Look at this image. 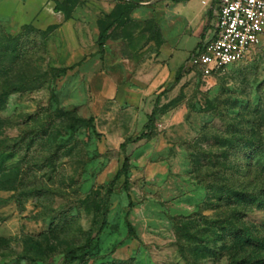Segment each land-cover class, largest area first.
Instances as JSON below:
<instances>
[{
  "label": "rangeland",
  "instance_id": "rangeland-1",
  "mask_svg": "<svg viewBox=\"0 0 264 264\" xmlns=\"http://www.w3.org/2000/svg\"><path fill=\"white\" fill-rule=\"evenodd\" d=\"M46 2L63 12L40 28L13 20L35 0H0V264H63L86 241L155 107L128 149L136 236L121 179L74 264H264V49L205 80L196 37L161 53L168 0Z\"/></svg>",
  "mask_w": 264,
  "mask_h": 264
},
{
  "label": "built area",
  "instance_id": "built-area-1",
  "mask_svg": "<svg viewBox=\"0 0 264 264\" xmlns=\"http://www.w3.org/2000/svg\"><path fill=\"white\" fill-rule=\"evenodd\" d=\"M214 1L215 35L200 46L191 59L205 80L246 61L264 42V0Z\"/></svg>",
  "mask_w": 264,
  "mask_h": 264
},
{
  "label": "crops",
  "instance_id": "crops-1",
  "mask_svg": "<svg viewBox=\"0 0 264 264\" xmlns=\"http://www.w3.org/2000/svg\"><path fill=\"white\" fill-rule=\"evenodd\" d=\"M21 1L23 2V0ZM127 1L132 3V5L134 4L135 6L145 4L149 5L155 2V0ZM35 2L37 3L36 12L33 14L25 13L20 15L21 11L18 10L19 14L13 19L15 24L24 25L33 23L42 28L44 24L50 25L59 22L58 16H60V14L63 12L62 10L57 9V7H53L52 14L48 11L50 7L47 5L46 0H35ZM168 2V4H170L168 5V19L170 24L173 26V30H175L174 35L178 36V38L175 41V46H172L167 42L162 45L160 49L162 55H167L173 52V54L175 53L176 57V55H179V53H183V50L180 48L181 41H189L194 37H196L198 40L195 47L196 49H194L195 52L200 46L207 43L214 37L217 22V13L215 10L214 0H168ZM111 28L108 32V37L112 32ZM152 44H154L153 41L151 42V45ZM107 46L108 39L103 51L107 48ZM257 48L264 49V42ZM254 50H256V48ZM99 51H101L100 48ZM187 53L188 52H185V56ZM185 56H183V58ZM175 57L173 58L175 59Z\"/></svg>",
  "mask_w": 264,
  "mask_h": 264
},
{
  "label": "trees",
  "instance_id": "trees-1",
  "mask_svg": "<svg viewBox=\"0 0 264 264\" xmlns=\"http://www.w3.org/2000/svg\"><path fill=\"white\" fill-rule=\"evenodd\" d=\"M122 17H123V14L121 13L119 18L121 19ZM111 27H112V24L109 25L108 27L104 28L100 33L98 45H99V48L101 51H103V49H104V46H105L106 41L108 39V32H109ZM192 56L193 55H191V57H190L191 59H192ZM68 69H72V67H68ZM15 90H17V89L7 90L5 94H10V93L14 92ZM158 113H159V108L155 107L152 114L149 115V120L146 124V130L143 133H141L140 135L131 136V137L127 138L121 144V150H122L123 155H124L123 165L118 170L115 177L108 184L107 194H106V202L102 208L101 218L94 222L92 228L89 231V234H88L86 241L83 244L70 249L65 254L63 264H74L80 258H82L86 254H88V252H90L96 246L98 237L100 236L103 229L108 224V217H109L110 208H111V198L114 195L116 187H117V185L121 179H124L123 186H124L125 191L128 193V197H129V209L127 212V219H126V222L128 225V230H129V235L134 236V237L136 236L135 228L132 225V223L128 220V215L130 214V212L132 211L133 206H134V203L132 201V197L130 195L131 155L128 152V149H129V146L131 144L138 143V142L143 141V140H149L151 138V136H152V134L156 128V116ZM241 192H243V191H241ZM244 194H248V195H251L253 197L259 196L256 193H246L245 192ZM261 197H263L262 194L259 196V198H261ZM97 228H98V230L96 232L95 230Z\"/></svg>",
  "mask_w": 264,
  "mask_h": 264
}]
</instances>
